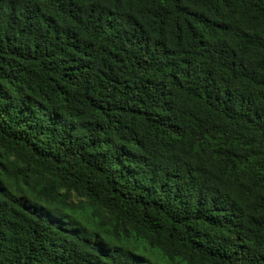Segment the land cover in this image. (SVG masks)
<instances>
[{
    "label": "trees",
    "instance_id": "1",
    "mask_svg": "<svg viewBox=\"0 0 264 264\" xmlns=\"http://www.w3.org/2000/svg\"><path fill=\"white\" fill-rule=\"evenodd\" d=\"M0 264H264V0H0Z\"/></svg>",
    "mask_w": 264,
    "mask_h": 264
}]
</instances>
